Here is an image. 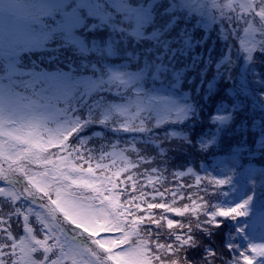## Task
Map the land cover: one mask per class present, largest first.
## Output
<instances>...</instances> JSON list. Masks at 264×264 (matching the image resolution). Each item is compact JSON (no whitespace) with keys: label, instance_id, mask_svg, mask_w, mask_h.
I'll return each instance as SVG.
<instances>
[{"label":"trees","instance_id":"1","mask_svg":"<svg viewBox=\"0 0 264 264\" xmlns=\"http://www.w3.org/2000/svg\"><path fill=\"white\" fill-rule=\"evenodd\" d=\"M103 1L115 19L93 26L86 20L73 29L76 39L69 41L64 25L75 22L59 3L30 0L31 9L39 8L42 13L38 16L47 17L50 12L61 16L40 31L62 46L56 66L51 67L50 60L35 64L56 72L71 70L83 77L90 89L81 84L70 95L51 101L62 113L49 124L45 141L58 126L67 130L78 125L67 146L73 150V160L83 167H87L85 158L92 161L93 168L104 164L108 166L106 176L119 172L126 186L121 190V183H117L118 205L135 199L140 204L137 214L146 217L150 202L182 208L194 199L205 204L200 216L169 213L168 218L190 228L193 221L207 222L206 214L220 208L217 198L207 192L204 173L176 149L187 145L194 152L213 154L228 145L227 132L221 131L222 141L213 142V124L219 119L229 118L227 128L242 137L245 130L253 128V121H259L257 109L264 106V44L248 52L242 34L230 37L221 33L223 29L236 33L240 28L243 32L234 14L222 25L211 23L198 15L196 7L184 6V0ZM78 2L70 0L69 4ZM147 7L151 14L142 31L136 32L139 16ZM229 23L235 29H229ZM177 33H186L197 42L194 64L191 57L170 61L160 56L158 38ZM134 128L149 132L143 134ZM151 140L159 142L154 146ZM125 157L127 163L136 161L134 170L122 171L126 166L120 161ZM196 179L201 182L197 184ZM113 180L118 181L119 176ZM157 191L164 193L163 197L157 196ZM155 210L159 219L162 210ZM216 220L222 224L219 216ZM156 230L161 232V242L172 239L164 227ZM185 256L194 263L188 248Z\"/></svg>","mask_w":264,"mask_h":264},{"label":"snow or ice","instance_id":"2","mask_svg":"<svg viewBox=\"0 0 264 264\" xmlns=\"http://www.w3.org/2000/svg\"><path fill=\"white\" fill-rule=\"evenodd\" d=\"M13 2L17 5V12L22 13L23 18L0 15V61L3 62L0 71L7 72V78L10 81L9 86H11L13 77L27 78L24 79L23 83L36 97V100L33 101L34 105L45 110L54 107L51 101L70 95L81 84H84L85 88L90 90L88 82L83 77L74 75L71 70L48 73L42 70L37 71V65H33L32 69L27 71H21L17 67L16 57L19 56V52L21 50L32 51L45 48L48 35L36 32L33 28L34 24L39 23L37 15V13H40L39 8L21 10L19 8L20 0H13ZM248 15L252 17L254 23L257 21L264 23V8L259 9V11L250 10ZM240 17L243 19L245 16L241 13ZM243 20L246 25L249 23L248 19ZM76 26V23L64 25L69 41L76 39L72 35ZM6 30L7 35H5ZM197 46V42L186 33L165 36L158 38L157 41L161 57H167L170 61H179L191 57L193 64L195 63L193 54ZM3 79L5 77L0 76V81ZM3 89L4 85L0 84V105L3 104ZM212 119L216 120L218 117ZM78 127L77 125L62 130L58 126L46 138L47 144H44L39 136L40 124L32 125L26 135L13 137L16 142L25 145V147L17 152L15 156H5L4 152L0 150V160L8 163L7 174H5L3 165L0 164V181H12L10 177L18 173L24 176L25 168L14 167V165L23 161L29 162L31 159L39 167L41 165L45 166L47 171L34 173L26 178L25 183L39 190L38 195L48 201L51 210L62 219L64 224L71 226L72 230H77V235L88 237L90 244L104 254V260L107 264H192L185 256L186 249L195 246L191 229L181 221L168 218L167 214L173 213L177 217H183L186 213L191 216H200L205 204H197L196 200L193 199L191 205L185 204L181 208L167 202H150L145 209L147 216H140L137 215L140 204L135 199L117 205L116 201L119 197L110 195L116 188L113 177H118L119 172L113 173L112 176H106L104 170L108 166L97 164L93 168L92 161L87 160V158H85L87 167L68 165L65 161L56 159L44 160L41 158L50 147L61 149L69 146L70 137L77 131ZM129 168L135 169L130 165L122 171L127 172ZM97 172L100 174L97 175ZM80 173L84 174L80 175ZM196 182L199 184L201 179L199 181L196 179ZM213 183L223 185L228 183V180L217 179ZM84 192H89L91 195L85 196ZM156 195L163 197L164 193L157 191ZM23 196H31V193L25 191L24 195L15 199L12 196L0 193V198L8 200L11 204L12 211L8 215V224H11L13 216L17 220L22 216L23 221L25 220L27 216L25 208H20L18 205ZM96 201H99V204ZM251 201L252 197L240 201L235 206L217 208L214 212L206 214L207 221L212 222L211 227L219 228L220 221L216 220L217 216L232 220L246 217L248 216L247 208L250 206ZM125 204L134 207H125ZM17 208H19V211H16ZM154 209L162 210L159 219L153 216L152 210ZM27 219L29 221V216H27ZM0 223H5V221L0 220ZM146 223L155 225L156 229L163 228L166 224L169 230L168 237L172 239L161 242V232L154 230L152 227H142ZM197 227L202 228L203 225L197 224ZM259 227L262 233V241H264V217H261ZM249 228L253 230L256 228V221L251 217L248 221V227L241 229L244 236H247V229ZM21 229L25 233L24 227ZM7 231H11V229L9 228ZM54 231H58V236L54 239H57L59 243L60 238H62L63 242L60 248L53 250H57L66 259H51L49 261V254L53 250L45 251L43 248V255L38 258L37 254L41 251L40 248H37L36 251L31 253V259L37 261L38 264H91V261L96 258L97 253L93 248L79 247L69 237L66 230L54 229ZM5 239L7 240L8 237H5ZM7 247L8 244L6 248H0V253H4ZM226 247L237 253V258L235 260L230 258L227 264H264V242H249L244 251H240L232 243H228ZM11 248V254L0 255L2 264H16L13 243H11ZM168 253H171V255H168ZM257 253H259V257L254 259ZM213 255L215 253L209 251L206 259H211Z\"/></svg>","mask_w":264,"mask_h":264},{"label":"rangeland","instance_id":"3","mask_svg":"<svg viewBox=\"0 0 264 264\" xmlns=\"http://www.w3.org/2000/svg\"><path fill=\"white\" fill-rule=\"evenodd\" d=\"M59 3V7L68 18L74 20L77 26L81 25L82 22L86 20L92 21V26L96 23H106L111 20V16L113 15L109 12L106 7L101 3V0H79L75 5L69 4L70 0H56ZM72 1V0H71ZM120 1V0H118ZM187 1H184V6ZM236 1L239 8L242 10V13H249L248 11L253 8V0H233ZM192 4H196L199 9V14L205 17H209L211 11H216V9L220 8L219 0H193ZM30 0H20L19 8L30 9ZM149 9H146L145 12L140 14V18L146 19L150 15ZM0 15L2 16H11L13 18H23L22 13L17 12V5L13 2V0H0ZM53 16V12H50L47 17L38 16L39 23L34 24L33 28L36 32H40L43 28H48L54 25L58 21V17ZM224 14H218L219 17ZM215 16V15H214ZM196 17V16H195ZM257 25V24H256ZM258 27V25H257ZM185 29V28H184ZM232 29V28H229ZM191 27L189 28V31ZM141 31L139 27L136 28V32ZM221 33L228 35L230 37H235V31L227 32L226 29H223ZM261 33V34H260ZM245 38V48L248 52L255 46V40L258 35L259 40L264 38V29L262 32L259 29H256V26L251 23L250 27L244 32ZM5 35H7V30L5 31ZM53 39L48 38L46 42V47L43 49H37L32 51H24L21 50L19 52V56L17 59V67L21 71H27L32 69L33 65H36L35 62L38 61H48L50 60L51 67L56 66V60L58 57V52L62 53V46H60L59 41H52ZM233 40V39H232ZM48 64H44L46 67ZM38 66V65H37ZM3 62L0 61V70H2ZM37 71H44L48 73L56 72L55 69H49L44 67H37ZM0 76H4L5 79L0 81V84L4 85L3 89V104L0 105V150L4 152L5 156H15L17 152H20L25 145L16 142L13 137L16 135H26L29 131V128L34 124H40L39 128V136L42 139L44 144H47L44 138L45 132H48L47 125L60 116L62 113L61 108L55 104L54 107H51L48 110H45L40 107H36L33 101L36 100V97L33 96L32 92L27 89L23 83L24 77H13L11 81L7 78L6 71H0ZM73 150L71 147L56 149L54 147H50L48 151H45L43 156L41 157L44 160H52L56 159L59 161H65L68 165H75L77 163L74 162L72 157ZM63 153V155H61ZM10 163V161H9ZM0 164L3 165L5 169V174H7L8 163H5L3 160H0ZM14 167L25 168V175L18 173L17 175H13L10 177L12 181L4 182L0 181V193L8 196H12L15 199L18 196L24 195L25 191L31 193V196H23V198L18 202L20 208H25L27 216H29V221L27 216L23 221V217L21 216L19 220L16 218H12L11 224L7 223L8 215L11 212V204L8 200L0 198V220H4L5 223H0V236L5 239L8 237V247L4 253L11 250L10 240L14 235V229L17 225L24 227L26 230L25 233H22L23 238L21 240V253L19 255L18 261L20 264H38L37 261L31 259V253L36 251L37 248H40L42 254V248L45 251H51L54 247L60 248L61 242L63 239L60 238L58 243L57 239L54 237L58 236V231H54V229L59 230L62 227L56 222L54 216L52 214V210L49 206L48 201H46L43 197L38 195V189H34V186L30 184H26V178L32 176L34 173H39L43 171H47V168L43 165L40 167L31 159L28 161H23L22 163H18L14 165ZM232 169L230 164L226 165V171H230ZM84 173H80L83 175ZM99 175V174H97ZM264 175V169L254 168L247 166L243 170H241L238 174H234L231 176L230 181V198L227 202L231 205L237 204L242 200H247L252 197V190L255 184L258 182L259 178ZM85 196L91 195L89 192H84ZM110 195L117 196V193L113 191ZM99 204V201H96ZM117 204V201H116ZM6 207V208H5ZM19 211V208L16 209ZM248 216L244 218H240L238 225L236 226L237 238L239 241V250L244 251L247 244L249 242L260 243L262 241V233L260 230V220L261 217H264V201L262 199H256L252 197V201L250 206L247 208ZM23 215V214H22ZM34 217L37 221L42 224L43 229L45 231V236L43 240H40L34 233V227L32 223H36L34 221ZM254 219L256 221V228L247 229V236L243 235L241 229H246L248 227V221L250 219ZM59 225V226H58ZM11 229V231H7V229ZM67 232L72 236H77L81 239H85L83 235H77V230H72L71 226L66 225ZM73 239V238H72ZM76 240V239H74ZM79 243H76L79 247L84 248H93L90 242H84L76 240ZM7 244L5 242L0 241V248H6ZM98 251V250H97ZM100 252V251H99ZM101 253V252H100ZM2 253H0L1 255ZM104 255V254H102ZM39 258V253L37 254ZM259 257V253L256 254L254 259ZM79 258V257H78ZM66 259L62 254H60L59 258L56 260ZM91 264H107V262L102 258L100 262L95 258L91 261Z\"/></svg>","mask_w":264,"mask_h":264}]
</instances>
